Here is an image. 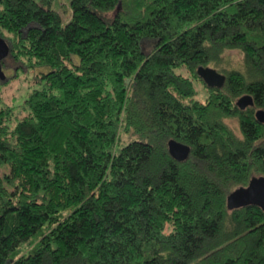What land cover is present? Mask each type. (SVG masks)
I'll use <instances>...</instances> for the list:
<instances>
[{"label": "trees", "instance_id": "obj_1", "mask_svg": "<svg viewBox=\"0 0 264 264\" xmlns=\"http://www.w3.org/2000/svg\"><path fill=\"white\" fill-rule=\"evenodd\" d=\"M0 37V264H264L227 204L264 177V0H0Z\"/></svg>", "mask_w": 264, "mask_h": 264}, {"label": "water", "instance_id": "obj_2", "mask_svg": "<svg viewBox=\"0 0 264 264\" xmlns=\"http://www.w3.org/2000/svg\"><path fill=\"white\" fill-rule=\"evenodd\" d=\"M8 54V45L4 39L0 37V78L5 77L4 71L1 68V61ZM198 74L203 78L209 86H221L224 81V76L216 72L213 68L199 67ZM252 97L243 95L237 100V105L244 108L252 105ZM256 118L264 122V110L256 111ZM169 154L176 160L181 161L188 157L190 147L186 144L178 142L174 139L168 141ZM252 203H257L264 210V177H255L250 181V184L245 188H237L233 190L227 197L229 207H240Z\"/></svg>", "mask_w": 264, "mask_h": 264}, {"label": "rangeland", "instance_id": "obj_3", "mask_svg": "<svg viewBox=\"0 0 264 264\" xmlns=\"http://www.w3.org/2000/svg\"><path fill=\"white\" fill-rule=\"evenodd\" d=\"M59 2L63 4L65 0H59ZM228 60L231 62L232 66L239 67L242 63V56L237 52H232L229 54ZM1 68L8 77L15 74L14 65L10 60H7L3 66L1 64ZM29 76L30 74L21 72L19 76L13 77L9 80V83L3 87L2 97L7 104L12 105L14 102L18 103V101L22 99V95L25 93L27 87L32 84V80H29ZM197 98L203 100L204 97L199 94ZM229 125L238 133V126L235 121H229Z\"/></svg>", "mask_w": 264, "mask_h": 264}]
</instances>
